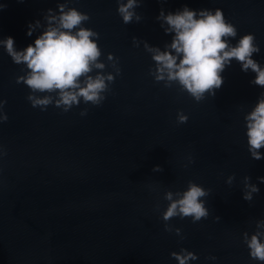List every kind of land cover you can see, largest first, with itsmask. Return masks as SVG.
Returning a JSON list of instances; mask_svg holds the SVG:
<instances>
[{
    "label": "water",
    "instance_id": "95a60500",
    "mask_svg": "<svg viewBox=\"0 0 264 264\" xmlns=\"http://www.w3.org/2000/svg\"><path fill=\"white\" fill-rule=\"evenodd\" d=\"M0 4L7 5L0 38L11 35L23 48L37 35H26L28 22L42 19L57 0ZM184 4L223 9L238 29L233 43L253 32L261 48L254 58L264 63V0H143V19L128 24L116 0H73L90 14L85 25L100 33L101 59L114 53L121 73L100 105L81 102L67 112L32 107L29 88L15 80L21 66L0 47V99L8 115L0 122V264H177L170 253L181 247L198 254L191 264H260L242 242V233L264 218V183L256 179L264 176V159L251 158L243 121L262 90L249 83L254 73L233 60L215 95L197 102L176 84L156 82L150 54L132 42L136 36L163 46L170 35L155 17L161 7ZM178 110L186 123L177 122ZM154 165L163 170L154 172ZM244 175L260 188L250 202L242 198ZM189 180L211 190L204 198L209 216L170 218L167 231L164 192ZM212 255L215 261L207 259Z\"/></svg>",
    "mask_w": 264,
    "mask_h": 264
},
{
    "label": "clouds",
    "instance_id": "9594fccd",
    "mask_svg": "<svg viewBox=\"0 0 264 264\" xmlns=\"http://www.w3.org/2000/svg\"><path fill=\"white\" fill-rule=\"evenodd\" d=\"M143 0H116V12L124 24L139 22L143 16L137 8ZM6 4H0V9ZM88 12L73 5V0H57L56 8H48L42 19L29 21L26 35L37 33L34 40L23 48H18L13 36L0 38V47L10 56L13 63L20 65L22 74L15 77L16 83L29 88L26 99L32 107L46 111L49 105L61 108L64 112L81 102L100 105L110 91V85L121 73L118 57L108 52L101 59L103 50L99 46L100 33L85 25L90 20ZM155 19L170 40L163 46L152 45L147 40L132 37L133 45L150 54L154 62L148 72L156 82L166 87L173 84L186 91L197 102L206 95L214 96L223 84L222 73L235 60L240 70L254 73L249 83L262 90L249 110L244 112V135L247 150L251 158L264 159V63L254 58L261 51L253 32H246L238 39L237 27L226 18L223 9L192 8L187 4L175 10L160 8ZM111 67L112 71L106 69ZM6 99H0V122L8 119L4 111ZM87 109H81L85 115ZM189 117L182 110L177 112V122L186 123ZM3 155V153H0ZM189 162L192 158L189 157ZM154 172L162 171L160 165H154ZM235 174L227 176L226 183L231 185ZM257 181L264 183V176ZM242 198L252 201L253 195L260 192L259 185L251 182V176L242 178ZM211 190L192 180L183 189L167 190L164 199L168 202L160 213L165 221L164 228L173 231L167 223L170 218L191 217L193 222L209 216L205 197ZM220 220L219 216L215 217ZM180 235L179 227L174 229ZM183 238V237H181ZM242 242L248 249L251 260L264 264V218L255 221V228L242 233ZM177 264H191L199 259L198 254L181 247L172 251ZM215 261V255L207 257Z\"/></svg>",
    "mask_w": 264,
    "mask_h": 264
}]
</instances>
